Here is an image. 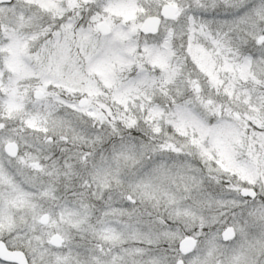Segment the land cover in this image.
<instances>
[{
    "label": "snow or ice",
    "instance_id": "1",
    "mask_svg": "<svg viewBox=\"0 0 264 264\" xmlns=\"http://www.w3.org/2000/svg\"><path fill=\"white\" fill-rule=\"evenodd\" d=\"M0 264H264V0H0Z\"/></svg>",
    "mask_w": 264,
    "mask_h": 264
}]
</instances>
